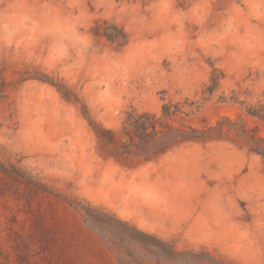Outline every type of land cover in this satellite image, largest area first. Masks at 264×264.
<instances>
[{"label":"rangeland","instance_id":"374dc122","mask_svg":"<svg viewBox=\"0 0 264 264\" xmlns=\"http://www.w3.org/2000/svg\"><path fill=\"white\" fill-rule=\"evenodd\" d=\"M261 102L264 0H0V264H264ZM165 103L221 136L147 158L91 125Z\"/></svg>","mask_w":264,"mask_h":264},{"label":"trees","instance_id":"16d2710c","mask_svg":"<svg viewBox=\"0 0 264 264\" xmlns=\"http://www.w3.org/2000/svg\"><path fill=\"white\" fill-rule=\"evenodd\" d=\"M212 80L213 84L211 86L216 85L218 76L213 74ZM67 94L72 95V92L67 90ZM83 107L85 112H87L86 106ZM179 112H182L181 107L178 104L172 103L163 104L161 115L150 111L139 112L135 109L127 111L121 129L123 136L121 135L120 137L118 136L119 130L109 129L101 124L91 123V125L95 127L99 137L106 142L114 143V141L121 140V138H127L116 146L117 151L128 155L145 156L147 158H152L166 152L174 146L195 141L205 136H221L222 122H219L215 127L211 126L207 129H200L189 124H181L178 126L170 122L169 119ZM247 112L254 116L264 117V102H261L257 106H250ZM229 121L231 124H234L231 120ZM241 132L243 134L246 133L244 130H241ZM252 141L254 143L252 151L264 154V148L259 144V140ZM0 167H2V164H0ZM114 220L121 223L125 227V231L132 238L144 243H148L149 239L154 238L136 226L130 225L120 219ZM96 221H99V216H97Z\"/></svg>","mask_w":264,"mask_h":264}]
</instances>
